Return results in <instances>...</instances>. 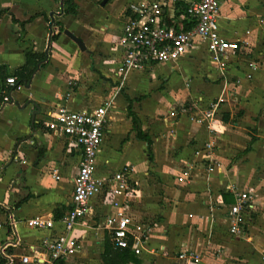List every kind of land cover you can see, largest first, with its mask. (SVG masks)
Returning a JSON list of instances; mask_svg holds the SVG:
<instances>
[{"label": "crops", "instance_id": "obj_1", "mask_svg": "<svg viewBox=\"0 0 264 264\" xmlns=\"http://www.w3.org/2000/svg\"><path fill=\"white\" fill-rule=\"evenodd\" d=\"M71 1L77 13L62 14L66 0H0V251L11 244L6 252L13 264H25L24 256L31 259L27 264L45 258L42 241L64 231L61 218L71 210L81 159L46 122L59 105L89 110L112 99L99 164L129 170L125 211L148 228L142 254H136L140 261L129 264H177L180 250L193 251L199 264H264V0H220L221 33L241 44L225 70L196 42L180 62L125 76L117 69L122 25L143 0ZM52 16L82 39L84 50L57 24L58 36L49 43ZM27 49L49 52V60L4 102L1 85L25 64ZM163 68L186 75L173 82L157 75ZM218 97L225 101L211 132L195 119L193 106L199 98L206 104ZM129 107L150 144L139 138ZM213 140L219 166L210 169L204 144ZM187 166L190 175L180 181ZM233 188L250 190L257 206L245 236L228 232ZM89 207L74 231L80 246L64 264H105L103 245L111 234L104 219L116 208L106 189ZM37 216L53 219L54 227L28 225Z\"/></svg>", "mask_w": 264, "mask_h": 264}, {"label": "built area", "instance_id": "obj_2", "mask_svg": "<svg viewBox=\"0 0 264 264\" xmlns=\"http://www.w3.org/2000/svg\"><path fill=\"white\" fill-rule=\"evenodd\" d=\"M178 8V0H143L133 7L122 25V57L117 67L122 76L153 64L178 62L196 42L208 44L212 61L218 70H225L229 66L241 49V44L239 40L228 39L221 33V1L188 0L186 8L180 13ZM19 87L21 84L17 83L16 77L9 76L3 101L9 102L12 92ZM224 101L225 98L218 97L204 104L202 98L197 99L193 106L195 119L206 122L211 132L216 131V115ZM112 109V99L105 100L89 110H74L59 105L52 118L46 122V126L53 133L67 138L68 145L81 153V159L74 177L71 210L61 218L64 231L57 236L43 239L45 258L39 261L37 257V263L64 264L66 258L76 254L80 246L79 239L74 235L76 226L79 220L90 212V199L105 189L107 200L116 208L113 214L104 219V226L109 230L112 241L118 247H128L132 236V249L136 254H142V243L147 240L148 228L136 224L125 211L130 203L127 196L132 190L129 170L116 169L111 165L103 168L99 164ZM218 148L216 140L204 144V150L210 156V169L219 166L213 155ZM189 170L190 167L187 166L179 176L180 181L190 175ZM231 191L235 201L228 205L226 211L228 232L233 236H245L247 223L257 206L250 190L233 188ZM54 224L53 219H45L42 216L28 221V225L41 228H52ZM133 228L141 233L140 237L134 235ZM151 251L155 252L154 249ZM178 253L181 261L177 264L201 262V257L193 251L188 254L187 251L180 250ZM22 261L27 264L31 259L24 256Z\"/></svg>", "mask_w": 264, "mask_h": 264}, {"label": "trees", "instance_id": "obj_3", "mask_svg": "<svg viewBox=\"0 0 264 264\" xmlns=\"http://www.w3.org/2000/svg\"><path fill=\"white\" fill-rule=\"evenodd\" d=\"M178 6L180 9L178 13H180L181 10L185 9L187 4L184 2V0H180L178 2ZM77 7L74 5V3L71 0H66L65 2V8L62 11V14H69V13H77ZM4 11H0V15ZM50 23L52 22L53 25L57 24L60 27V32L64 31L65 28L62 23L55 20L54 16H52L49 19ZM58 34L54 32L52 28H50V37L49 42L51 40H55L57 38ZM26 62L23 66L18 68L14 73L8 74L5 77V80L7 81V78L9 76H15L18 84H28L30 80L33 78L35 73L38 72L40 67H43L48 62V56L49 52L44 53H35L32 49L26 50ZM3 81L1 85V96L3 98L4 91L7 90V87L5 86ZM129 115L132 117L134 128L137 130V134L139 138L145 139L149 141V138H147V135L144 134L140 129V123L139 119L135 115V113L132 111V108L129 107ZM150 144V141H149ZM132 243H133V237L131 236L129 239V246L128 247H118L115 245V243L112 241L111 235L106 236L104 245H103V252H102V260L105 264H129L131 262L138 263L140 260L138 259L136 253L132 249ZM11 246V244H6L0 251V261L1 264H13V260L10 258V256L7 254L6 249H8Z\"/></svg>", "mask_w": 264, "mask_h": 264}, {"label": "rangeland", "instance_id": "obj_4", "mask_svg": "<svg viewBox=\"0 0 264 264\" xmlns=\"http://www.w3.org/2000/svg\"><path fill=\"white\" fill-rule=\"evenodd\" d=\"M204 44L206 45V47H208L207 43H204ZM157 75H160L161 77H163V76H171L173 82H178L186 75V72L184 70H176V69L173 70V69H170V68H163V69H161L159 71V73ZM146 80H147V82H149L150 81L149 77ZM154 81H155V78L152 79V82H154ZM68 146H69L68 150H70L69 152H71L72 151V147L70 145H68ZM113 166H117V165L113 164Z\"/></svg>", "mask_w": 264, "mask_h": 264}, {"label": "water", "instance_id": "obj_5", "mask_svg": "<svg viewBox=\"0 0 264 264\" xmlns=\"http://www.w3.org/2000/svg\"><path fill=\"white\" fill-rule=\"evenodd\" d=\"M50 28H53V23H50ZM65 33L67 35H69L74 41H76L78 43V45L84 50L85 49V45L82 41L81 38H79L78 36L74 35L73 33H71L69 30H65ZM50 43V42H49Z\"/></svg>", "mask_w": 264, "mask_h": 264}]
</instances>
